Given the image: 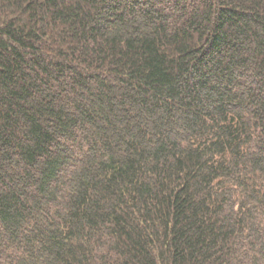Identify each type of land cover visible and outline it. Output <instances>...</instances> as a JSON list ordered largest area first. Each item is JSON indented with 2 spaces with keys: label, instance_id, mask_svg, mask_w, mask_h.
<instances>
[{
  "label": "trees",
  "instance_id": "16d2710c",
  "mask_svg": "<svg viewBox=\"0 0 264 264\" xmlns=\"http://www.w3.org/2000/svg\"><path fill=\"white\" fill-rule=\"evenodd\" d=\"M0 264H264V0H0Z\"/></svg>",
  "mask_w": 264,
  "mask_h": 264
}]
</instances>
